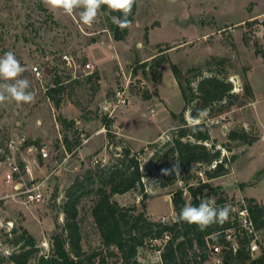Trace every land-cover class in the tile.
<instances>
[{
    "label": "rangeland",
    "instance_id": "1",
    "mask_svg": "<svg viewBox=\"0 0 264 264\" xmlns=\"http://www.w3.org/2000/svg\"><path fill=\"white\" fill-rule=\"evenodd\" d=\"M82 10L69 15L62 9L49 10L42 0H0V57L8 51L15 54L25 68L19 79L29 81L27 91L35 96L33 103L18 105L8 100L0 104V264H8L2 257L15 249L9 240L16 237L14 228L19 232L27 228L36 237L39 253H46L48 240L65 223L63 204L69 187L87 169L114 163L125 148L139 154L144 189L115 193L113 199L141 208L146 192L144 201L151 218H178L173 192L188 182L208 178L199 167L179 171L168 159L156 161L153 157L172 137L177 123L172 113L184 106L169 63L156 67L163 73L161 81L153 79L151 67L144 71L141 66L161 55L184 71L196 66L205 75L219 69L229 79L237 77L232 80L239 94L234 105L207 118L216 147L227 157L234 154L235 159L229 163L228 174L209 180L222 187L229 199H236L232 208L241 197L248 198L240 191L264 202V0H137L129 33L122 40L114 38L111 28L115 12L101 8L89 27L80 21ZM168 45L174 46L161 54L160 49ZM64 51L80 63L77 72L65 66ZM87 61L95 65L94 73L99 76H86ZM36 64L42 69V79L31 70ZM57 76L64 85L59 106L47 95ZM3 83L6 81L0 79ZM125 83H129L127 103L111 117L103 114L100 108L105 98ZM245 83L251 84L253 97L243 95ZM60 116L75 122L65 125ZM185 117L190 122L188 112ZM231 129L248 131L250 143L230 140ZM65 134L74 141L72 150L66 148ZM13 139L20 147L19 162L30 160L34 179L27 174L26 180L45 184L43 200L26 203L23 195L13 196L15 191L4 181L3 156ZM29 145L34 151L27 150ZM42 147L47 148L48 156H43ZM93 200L92 194H86L79 203L86 249L100 242L91 212ZM165 243L149 239L140 247L138 258L144 264H162L157 250ZM257 243L255 256L264 252V229L258 231ZM209 254V259L199 264H217L218 255ZM191 258L187 255L183 264H195Z\"/></svg>",
    "mask_w": 264,
    "mask_h": 264
},
{
    "label": "trees",
    "instance_id": "2",
    "mask_svg": "<svg viewBox=\"0 0 264 264\" xmlns=\"http://www.w3.org/2000/svg\"><path fill=\"white\" fill-rule=\"evenodd\" d=\"M108 9L107 6H101ZM137 8V0L128 17L133 20ZM117 16L121 13L115 12ZM111 21V28L116 40L125 39L129 33V27L120 29ZM168 45L161 48H171ZM161 47V44H158ZM163 52V53H162ZM159 56V55H156ZM155 56V57H156ZM169 63L184 98V106L180 112H173V118L177 121L173 125L172 137L162 148H157L153 154L156 161L168 159L169 164H175L179 171L191 170L194 166L204 169L207 180L199 178L198 183H186L172 195L174 211L178 218L173 221L153 219L147 214L145 199L146 192L142 195L141 208L139 205H122L113 199L115 193L126 192L130 189H144V173L141 171V160L139 154L132 152L130 148L123 149L122 155L111 165L89 168L82 177H78L67 191V198L63 204L66 214L65 223L61 230L52 238V247L46 253H39L36 237L25 227L14 228L15 238H10L15 249L2 259L8 264H144L138 258L140 247L144 246L149 239H162L166 234L170 238L161 249L162 264H183L185 257L192 255L195 264L205 262L209 259V243L218 241L224 245L221 255L222 264H264V252L254 256L250 250L253 235L246 231L238 234L237 249L229 247L223 229L238 226L237 212L231 208L230 216L233 222L226 220L223 223H213L201 230L196 225H190L179 219L181 209L187 206L189 198L191 206H198L202 199L216 196V207L230 206L236 199L228 197L226 191L219 185H214L211 180L229 173V163L235 159V155L227 157L222 155L220 148L216 147V141L212 138L210 119L211 116L220 115L223 111L230 109L239 94L234 91V83L227 75H221L219 69L205 75L200 67H190L184 71L182 67L161 55L158 59L149 63H141L145 67H151L153 79L161 81L162 71L156 68L162 63ZM211 62V61H208ZM146 67V68H147ZM194 72L186 76V73ZM99 76L98 73L88 75ZM245 97H253V88L250 83L243 86ZM64 92L63 81L57 76L55 85L47 89V95L54 100L56 105L62 101L61 94ZM157 92V91H156ZM218 106V108H216ZM196 122L190 123L185 113ZM65 125L74 124V120L68 121L66 117L60 116ZM230 140H239L250 143L249 132L246 130L231 129L228 133ZM64 141L68 150L73 149L74 141L65 134ZM211 144H207V142ZM77 142H79L77 140ZM77 144V143H76ZM143 151V149H142ZM215 167H211L212 163ZM188 191V196L184 192ZM94 196L91 212L99 231L100 242L98 245L86 249L83 245V234L79 220V203L83 195ZM250 215L258 230L264 229V204L253 197L247 199ZM232 203V204H231ZM238 203V202H237Z\"/></svg>",
    "mask_w": 264,
    "mask_h": 264
},
{
    "label": "built area",
    "instance_id": "3",
    "mask_svg": "<svg viewBox=\"0 0 264 264\" xmlns=\"http://www.w3.org/2000/svg\"><path fill=\"white\" fill-rule=\"evenodd\" d=\"M61 58L65 66L68 69L72 70L74 73L77 72L78 68L80 67V63L77 62L75 56H73L71 52L64 51L61 54ZM94 67L95 65L90 61H87L85 63L86 76L94 73ZM31 70L38 79H42L43 74H42V69L40 68V65L38 64L34 65L33 67H31ZM128 89H129V83L128 84L125 83L123 87L117 88L114 94L105 98L104 103L101 104L100 111L109 117L113 116L117 108L127 103ZM189 120H190V123L196 122V120L192 117ZM17 149L19 150L20 147L15 145L14 139L11 140V142L9 143V149L8 151L4 153V156H3L2 164L5 166L4 181L8 185L12 186L13 190L15 191L12 195L15 197L19 195H23L24 197L23 201L26 203L43 200L45 198V195H44L45 190H46L45 184L34 183L35 181H32L31 184H29V182L26 180V175L28 174L29 176H31V180L34 179V177L32 176L31 167L29 163L30 160L29 159L25 160L24 164H22V162H19L17 158ZM34 149L35 147L33 145H29L27 148L29 152L34 151ZM41 151H42L43 156L46 157L49 155V152L46 147H42ZM215 165L216 163L214 162L212 163L211 167H215ZM24 171H27V173H25ZM184 195L188 196V191H185ZM208 199H214L215 205H216L217 203L216 196L212 195ZM189 205H190V201L188 198L187 206ZM232 209L237 212L238 226L236 227L229 226L223 229L225 238L227 242L229 243V247L231 243V246L233 247V249L236 250L238 246V242H237L238 234H241L246 231L248 234L253 235V239L250 243V250L252 254L254 255V253L259 250L258 243H257V233L259 230L255 227L253 219L250 215V210H249L246 198L241 197L240 200L238 201V205L234 206ZM161 220L166 221V217H162ZM173 220H176V217H174ZM227 220L229 221L231 220L232 222L234 220V218L230 216V213H229V218ZM8 223L13 225V222L11 220L8 221ZM169 238H170V234H166L164 238H162V240L167 241ZM157 240L158 239H154V241H157ZM45 246H46L45 250H47L48 252L50 248L52 247L51 237L48 240L47 245ZM209 247L212 253L218 255L215 257L216 263L222 264L223 257L221 255V252L223 251L224 245L221 242L215 241V242L209 243ZM157 251L159 253L158 255L159 261L162 262L161 249H158Z\"/></svg>",
    "mask_w": 264,
    "mask_h": 264
},
{
    "label": "clouds",
    "instance_id": "4",
    "mask_svg": "<svg viewBox=\"0 0 264 264\" xmlns=\"http://www.w3.org/2000/svg\"><path fill=\"white\" fill-rule=\"evenodd\" d=\"M49 10L62 9L71 15L75 9H83L79 16L80 21L91 26L98 15L101 6H107L112 12H119L121 16H112V23L124 29L131 26L128 17L132 14L136 0H42ZM25 68L21 66L12 51L0 57V79L6 83L0 84V104L8 100L19 104L33 103V92L27 91L30 83L27 79H19ZM230 205L217 208L214 199H202L198 206H185L179 213V219L190 225H196L201 230L213 223H223L229 218Z\"/></svg>",
    "mask_w": 264,
    "mask_h": 264
},
{
    "label": "crops",
    "instance_id": "5",
    "mask_svg": "<svg viewBox=\"0 0 264 264\" xmlns=\"http://www.w3.org/2000/svg\"><path fill=\"white\" fill-rule=\"evenodd\" d=\"M240 195L241 196H243V195H245L246 197H253V196H250V195H248V194H245V193H243V192H241L240 191ZM253 198H255V197H253ZM256 199V198H255ZM257 200V199H256ZM258 202H260V203H262V204H264V202H262V201H260V200H257Z\"/></svg>",
    "mask_w": 264,
    "mask_h": 264
},
{
    "label": "water",
    "instance_id": "6",
    "mask_svg": "<svg viewBox=\"0 0 264 264\" xmlns=\"http://www.w3.org/2000/svg\"><path fill=\"white\" fill-rule=\"evenodd\" d=\"M237 79V77L235 76V77H233V79L232 80H236Z\"/></svg>",
    "mask_w": 264,
    "mask_h": 264
}]
</instances>
